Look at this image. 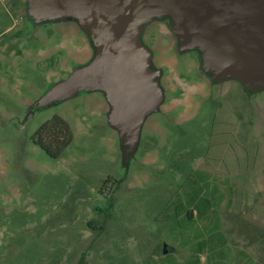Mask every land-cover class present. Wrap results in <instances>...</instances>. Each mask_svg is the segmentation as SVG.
Returning a JSON list of instances; mask_svg holds the SVG:
<instances>
[{
    "label": "rangeland",
    "instance_id": "1",
    "mask_svg": "<svg viewBox=\"0 0 264 264\" xmlns=\"http://www.w3.org/2000/svg\"><path fill=\"white\" fill-rule=\"evenodd\" d=\"M171 27L145 24L161 101L124 159L103 91L35 107L93 55L78 20L0 0V264H264V88L211 82ZM53 117L57 159L32 141Z\"/></svg>",
    "mask_w": 264,
    "mask_h": 264
},
{
    "label": "water",
    "instance_id": "2",
    "mask_svg": "<svg viewBox=\"0 0 264 264\" xmlns=\"http://www.w3.org/2000/svg\"><path fill=\"white\" fill-rule=\"evenodd\" d=\"M27 8L35 23L77 19L95 49L90 62L52 85L35 107L103 91L124 159L161 101L159 72L142 42L147 22L169 18L180 51L198 50L213 82L236 79L248 92L264 88V0H27Z\"/></svg>",
    "mask_w": 264,
    "mask_h": 264
},
{
    "label": "trees",
    "instance_id": "3",
    "mask_svg": "<svg viewBox=\"0 0 264 264\" xmlns=\"http://www.w3.org/2000/svg\"><path fill=\"white\" fill-rule=\"evenodd\" d=\"M32 141L38 148L44 151L47 156L52 159H57L71 144L72 132L68 123L64 119L53 117L36 131ZM113 206V201L111 200L106 208L97 211L96 214L105 215L106 219H112ZM204 212V209H202L199 213L202 215ZM94 222L91 221L88 226L91 228L92 225H95ZM96 224H99L98 226H100L101 229L103 228L99 222L96 221Z\"/></svg>",
    "mask_w": 264,
    "mask_h": 264
},
{
    "label": "flooded vegetation",
    "instance_id": "4",
    "mask_svg": "<svg viewBox=\"0 0 264 264\" xmlns=\"http://www.w3.org/2000/svg\"><path fill=\"white\" fill-rule=\"evenodd\" d=\"M89 41H90V40H89ZM142 42H143V41H142ZM143 44H144V43H143ZM90 45L93 46V45L91 44V42H90ZM92 49H93V55L91 56L89 62L92 60V58H93L94 55H95V49H94L93 47H92ZM211 82H213V81L211 80ZM213 83H217V82H213ZM241 88H242L243 91H245L246 93H251V92L246 91L245 88L242 86V84H241Z\"/></svg>",
    "mask_w": 264,
    "mask_h": 264
}]
</instances>
